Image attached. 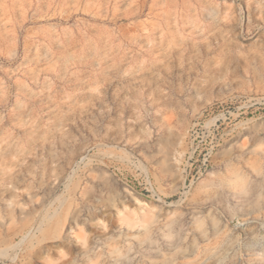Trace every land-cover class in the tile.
<instances>
[{
	"label": "rangeland",
	"instance_id": "rangeland-1",
	"mask_svg": "<svg viewBox=\"0 0 264 264\" xmlns=\"http://www.w3.org/2000/svg\"><path fill=\"white\" fill-rule=\"evenodd\" d=\"M0 264H264V0H0Z\"/></svg>",
	"mask_w": 264,
	"mask_h": 264
}]
</instances>
